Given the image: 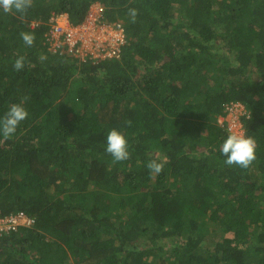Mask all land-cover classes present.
I'll list each match as a JSON object with an SVG mask.
<instances>
[{"label":"trees","instance_id":"1","mask_svg":"<svg viewBox=\"0 0 264 264\" xmlns=\"http://www.w3.org/2000/svg\"><path fill=\"white\" fill-rule=\"evenodd\" d=\"M96 3L123 25L119 58L52 50L51 15L76 25ZM22 32L35 35L32 47ZM22 102L28 118L0 137V210L34 223L0 238V264H264V0L0 9V117ZM230 103L243 106L241 130L257 142L248 169L219 151ZM112 129L129 160L106 154ZM164 158L153 177L147 162Z\"/></svg>","mask_w":264,"mask_h":264},{"label":"built area","instance_id":"2","mask_svg":"<svg viewBox=\"0 0 264 264\" xmlns=\"http://www.w3.org/2000/svg\"><path fill=\"white\" fill-rule=\"evenodd\" d=\"M48 25L50 48L55 50L60 45L66 46L68 52L73 53L82 62L93 63L97 60L119 58L121 47L125 43L122 23L105 20L104 10L98 4L91 8L81 24L71 25L65 16L53 14L48 20ZM225 109L227 114L240 110L236 115L238 120L239 116L244 114L243 106L238 103H230ZM33 223L34 220L22 211L5 214L0 210V238L20 228H30Z\"/></svg>","mask_w":264,"mask_h":264},{"label":"clouds","instance_id":"3","mask_svg":"<svg viewBox=\"0 0 264 264\" xmlns=\"http://www.w3.org/2000/svg\"><path fill=\"white\" fill-rule=\"evenodd\" d=\"M94 5L95 4H92L89 7L86 17ZM32 7L33 0H0V9H2L5 14L15 12L24 15L27 14L28 10ZM102 8L104 10L103 6ZM56 15H63L68 20L65 14ZM129 15L134 23L137 16L136 9H129ZM104 18L109 21L105 16V10ZM84 20L79 24L83 23ZM20 35L25 46L32 47L34 45L36 39L34 34L22 32ZM44 59H46V57L42 56L41 60ZM25 63V56H18L13 64L14 70H22L25 67ZM28 115L29 113L23 106V102L11 104L3 117H0V137H2L3 140L11 139L16 134L22 122L28 118ZM239 127L241 129L243 128L242 125ZM256 149L257 142L253 136L246 135L243 130H233L227 134L226 139L220 145L219 151L222 156L226 157L224 160L225 165L236 166L240 169H248L257 159ZM105 152L112 157L114 162H124L130 159L129 143L123 132L117 129H112L108 132L106 136ZM166 162V158L161 160L152 159L147 162L146 168L149 170L150 174L155 177L163 171Z\"/></svg>","mask_w":264,"mask_h":264},{"label":"rangeland","instance_id":"4","mask_svg":"<svg viewBox=\"0 0 264 264\" xmlns=\"http://www.w3.org/2000/svg\"><path fill=\"white\" fill-rule=\"evenodd\" d=\"M240 110H234V114H227L224 118H219L220 123L225 124V128L227 129L228 132L233 131V130H241L239 127V120L237 119L238 117L236 116L237 113H239Z\"/></svg>","mask_w":264,"mask_h":264}]
</instances>
